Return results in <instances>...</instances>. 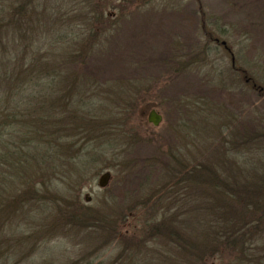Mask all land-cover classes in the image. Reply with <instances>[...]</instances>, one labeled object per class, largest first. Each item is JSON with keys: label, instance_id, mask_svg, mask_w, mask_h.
Returning a JSON list of instances; mask_svg holds the SVG:
<instances>
[{"label": "rangeland", "instance_id": "1", "mask_svg": "<svg viewBox=\"0 0 264 264\" xmlns=\"http://www.w3.org/2000/svg\"><path fill=\"white\" fill-rule=\"evenodd\" d=\"M53 1L63 10L52 16L50 26H55L53 20L60 21V15L67 21L101 16L102 24H88L93 30L88 37L73 28L75 35L88 38L92 45L89 56H80L77 62L92 80L123 87L125 98L110 111L125 112L126 118L116 128L123 132L115 134L110 127V135H115L107 152L84 168L76 184L65 186L67 192L58 200L59 205L70 203L72 210L87 215L103 212L107 217L103 234L109 241L95 235L97 228L76 225L70 218L62 222L65 232L39 245V255L32 254L29 264L50 260L53 264H200L198 260L264 264L262 232L245 244L244 253L242 245L237 251L225 249L227 253L218 258L213 245L202 257H193L187 241L207 238V227H214L201 209L205 194L198 189H188L183 204L169 211L177 213L166 214L180 236L179 247L173 246L171 235L164 237L169 242L162 241L156 236L160 231H144L143 236L138 228L142 201L170 179L175 158L189 160L191 167L214 161L230 167L237 163L246 170L255 168L257 161L264 165V151L256 150L264 147V136L257 133L264 129V0ZM49 31L44 32L49 35ZM204 31L218 41L208 39ZM231 60L243 71L233 69ZM254 83L258 86L252 87ZM151 109L162 116L157 126L147 121ZM121 120L122 116L116 124ZM243 138L254 139L246 152L233 146L235 141L240 146ZM199 150L203 155L197 157ZM230 167L226 170L234 175ZM213 169L215 175L224 174L219 166ZM105 171L110 178L99 188L98 179ZM113 233H119L120 245Z\"/></svg>", "mask_w": 264, "mask_h": 264}, {"label": "trees", "instance_id": "2", "mask_svg": "<svg viewBox=\"0 0 264 264\" xmlns=\"http://www.w3.org/2000/svg\"><path fill=\"white\" fill-rule=\"evenodd\" d=\"M54 3L0 0V264H29L32 254L39 255V245L54 234L65 232L62 222L70 218L76 225L97 228L95 235L109 241L103 234L107 221L103 212L87 215L78 208L72 210L70 203L59 205L58 200L69 184L79 181L84 168L112 145L113 136L120 131L116 128L125 123L126 116L125 112L110 110L122 103L126 92L118 84L92 80L86 67L77 62L82 56H89L92 45L88 38L75 35L73 28L78 27V35L87 36L93 33L88 24H102L101 16L96 13L89 20L67 21L60 15V21L53 20L55 26H50L52 16L60 13L59 8L63 10ZM61 19L65 24L61 25ZM47 28L51 29L49 35L44 32ZM204 34L218 41L207 31ZM47 37L48 44L44 42ZM231 62L233 69L243 71ZM255 85L258 86L254 83L252 87ZM98 101L101 105L97 107ZM110 127L114 129L113 136ZM257 133L264 136V129ZM254 139L243 138L240 146L237 141L233 146L246 152ZM256 150L263 152L264 147L259 145ZM196 155L203 154L199 150ZM175 160L170 179L142 201L140 233L145 236L144 231H160L156 236L162 241H174L172 245L176 247L182 245L180 236L170 226V215L166 214L177 213L169 211L175 208L173 205L183 204L188 189H198L205 194L200 199L204 206L201 209L214 227L205 223L203 226V221H199L208 228V237L186 242L193 257H202L206 248L213 245L218 258L227 253L225 249L237 251L242 245L240 252L244 253L245 244L257 239L261 232L264 234L262 161L246 170L237 163L230 167L215 165L214 161L191 167L187 159ZM217 166L224 174L215 175L213 167ZM229 167L235 169L234 175L227 172ZM150 209L152 214L145 213ZM190 210L191 207L186 211L189 215ZM165 229L170 231L164 232ZM113 234L120 245L119 233ZM170 235L169 240L164 239ZM48 262L41 263L53 264L52 260Z\"/></svg>", "mask_w": 264, "mask_h": 264}, {"label": "water", "instance_id": "3", "mask_svg": "<svg viewBox=\"0 0 264 264\" xmlns=\"http://www.w3.org/2000/svg\"><path fill=\"white\" fill-rule=\"evenodd\" d=\"M162 116L156 112L154 109H151L147 115V121L150 122L152 125L157 126L159 122L161 121ZM110 178L109 171H105L101 174L100 178L98 179L97 185L99 188H103L107 185L108 180ZM85 200H88L87 197H85Z\"/></svg>", "mask_w": 264, "mask_h": 264}, {"label": "flooded vegetation", "instance_id": "4", "mask_svg": "<svg viewBox=\"0 0 264 264\" xmlns=\"http://www.w3.org/2000/svg\"><path fill=\"white\" fill-rule=\"evenodd\" d=\"M221 44L225 47L226 50H228V48L224 45V42L222 41Z\"/></svg>", "mask_w": 264, "mask_h": 264}]
</instances>
